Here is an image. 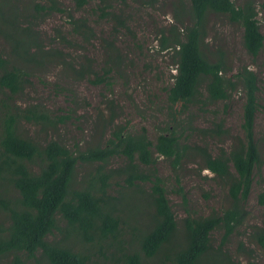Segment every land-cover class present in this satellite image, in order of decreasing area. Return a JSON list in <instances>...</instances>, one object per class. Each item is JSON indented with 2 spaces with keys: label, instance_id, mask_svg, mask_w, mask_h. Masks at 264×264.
Listing matches in <instances>:
<instances>
[{
  "label": "trees",
  "instance_id": "16d2710c",
  "mask_svg": "<svg viewBox=\"0 0 264 264\" xmlns=\"http://www.w3.org/2000/svg\"><path fill=\"white\" fill-rule=\"evenodd\" d=\"M92 1L100 5L103 19L126 27L120 16L107 10L112 8L111 0H74L78 10ZM181 1L175 5V17H190L192 24L180 29L173 27L169 36H163L162 49H173L176 67L173 83L166 91L168 104L182 105L185 111L198 103L209 105L226 101L239 88L245 94L243 136L235 141L229 153L221 150L214 156L206 149L199 152L203 168L228 186L230 206L220 214L207 217L188 215L183 223V238L178 239L177 220L156 168L159 158L178 168L186 157L188 146L180 141L183 127L176 116L155 142L149 139L145 128L133 133L114 127L104 145L100 141L82 152H74L57 140L41 145L23 136L19 129L22 119L39 123L51 120L48 114L39 112L40 107L24 112L11 103L23 92L30 71L45 68L51 61L63 64L83 78L92 74L93 60L87 59L77 70L74 56L65 54L59 46H45L36 27L52 14L66 13L58 0L42 3L0 0V37L10 45L9 52H1L5 57L0 54V92L6 98L1 100L5 112L0 124V185H7L16 192L8 200L0 198L9 220L6 225L4 219H0V260L6 259V264H40L41 260L47 264H97L99 259L92 253H98L108 264H147L150 260L160 264H237L223 247L247 218L245 204L252 191L255 171L263 164L254 129L258 109L257 75L244 66L229 78L225 61L221 58L211 61L203 45L207 17L210 14L223 16L243 28L244 48L256 58L264 48L257 2L248 0L238 7L233 0H190L191 6L187 9ZM67 16L72 39L58 31L57 40L50 44L66 43L69 46L63 48L83 51L96 38L94 30L86 19H76L69 13ZM106 48L107 65L118 64L120 56L114 43L107 42ZM92 82L104 81L95 75ZM205 82L202 98L201 85ZM59 121L62 122L63 117H59ZM218 128L221 134V126ZM115 158L124 159L125 165L109 169ZM80 165L89 168L84 182L76 180ZM115 181L116 184L123 182L121 188L129 195H145L146 207H152L151 221L129 244L130 248L136 244L138 250H129L123 241L124 221L116 212L118 198L108 193ZM144 183L151 184L150 192L143 189ZM179 193L186 205L187 196L180 186ZM258 203L264 207V191L258 194ZM61 220L66 223L65 237L50 240L55 232H62ZM217 230L223 231L221 246L213 248L212 235ZM69 237L87 246L83 251H75V243H70ZM250 238L264 250V227L254 226ZM111 247L116 250L106 256L102 249ZM248 264L254 263L249 261Z\"/></svg>",
  "mask_w": 264,
  "mask_h": 264
},
{
  "label": "rangeland",
  "instance_id": "374dc122",
  "mask_svg": "<svg viewBox=\"0 0 264 264\" xmlns=\"http://www.w3.org/2000/svg\"><path fill=\"white\" fill-rule=\"evenodd\" d=\"M33 1L42 3L46 0ZM178 1L111 0L112 8L107 10L114 11L125 21L126 27H119L115 21L101 17L97 2L92 1L84 9L78 10L74 0H58L66 13L52 14L39 23L36 29L43 36L45 46H59L65 54L74 56L77 70L91 58L92 74L80 78L74 70L50 61L47 67L30 71V75L25 78L23 92L15 96L11 103L24 112L40 107L39 112L48 114L51 118L46 123L22 119L19 129L23 136L41 145L57 140L74 152L93 148L100 141L104 145L114 127H123L133 133L145 128L149 139L155 142L158 134L176 116L183 127L180 141L188 146L186 157L178 168H174L170 161L159 158L156 168L164 181L167 197L177 220L178 239L182 240L183 223L188 215L207 217L213 213L220 214L230 206L228 186L203 168L199 152L206 149L214 156L221 150L229 153L235 141L243 136L241 126L245 94L239 88L226 101L209 105L198 103L190 105L185 111L182 105L172 107L168 104L166 91L173 83L176 67L173 49H162L163 36H169L173 27L180 29L184 25L192 24L190 17H175V5ZM233 1L238 7H242L248 0ZM181 2L187 9L190 8V0ZM256 2L257 18L264 35V0ZM68 13L76 19H86L96 35L91 45L86 46L83 51L75 52L71 48H63L69 46L66 43L50 44V41L57 40L58 31L69 36L71 25ZM206 33L204 50L209 52L211 61L220 58L225 61L229 78H233L244 66L257 75L258 109L254 129L263 164L255 171L252 191L245 204L247 218L238 231L229 237L223 250L237 264H248L249 261L264 264V250L250 238L254 226L264 227V207L258 203V194L264 191V48L256 58H252L243 45V28L230 23L223 16L210 14L206 20ZM107 42L114 43L120 56L118 64L107 65ZM8 46L10 45L0 37V54L3 57L6 55L1 52H9ZM95 75L104 82L93 83ZM205 89L206 82L201 85L202 98ZM1 100L6 98L0 92V124L5 112ZM59 117H63L62 122ZM218 126L223 130L221 134L218 133ZM124 165V159L115 158L108 168L120 169ZM88 170L86 166H79L77 182L85 181ZM121 185H124L121 181L120 184L113 182L108 193L111 197L118 198L116 212L124 221L123 241L126 247L129 250H138L136 244H133V248L129 244L137 239L139 232L151 221L149 215L152 207H146L145 195H129V192L123 191L124 187L121 188ZM142 186L145 191L150 192V183ZM179 186L187 196L186 205L179 193ZM15 195L16 192L9 186L0 185V198L8 200ZM0 219H4L7 225L9 220L1 201ZM59 225L62 232H55L50 240L59 241L65 237L63 230L66 223L61 220ZM222 236V230L213 233V248L221 246ZM69 242L75 243V251H83L87 246L71 237ZM102 250L107 256L116 248ZM250 251L253 252L252 255L248 254ZM92 255L99 259L97 264L109 263L98 253ZM6 263V259L0 260V264ZM40 264L47 263L41 260ZM147 264L160 262L150 260Z\"/></svg>",
  "mask_w": 264,
  "mask_h": 264
}]
</instances>
